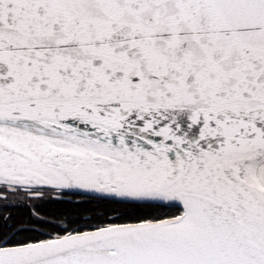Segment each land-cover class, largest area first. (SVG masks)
<instances>
[{
  "label": "snow or ice",
  "instance_id": "snow-or-ice-1",
  "mask_svg": "<svg viewBox=\"0 0 264 264\" xmlns=\"http://www.w3.org/2000/svg\"><path fill=\"white\" fill-rule=\"evenodd\" d=\"M0 264H264V0H0Z\"/></svg>",
  "mask_w": 264,
  "mask_h": 264
},
{
  "label": "trees",
  "instance_id": "trees-1",
  "mask_svg": "<svg viewBox=\"0 0 264 264\" xmlns=\"http://www.w3.org/2000/svg\"><path fill=\"white\" fill-rule=\"evenodd\" d=\"M85 207H89V206H85ZM19 211H21V212H22V209H20ZM81 223H83V221H81ZM73 226H75V225H73Z\"/></svg>",
  "mask_w": 264,
  "mask_h": 264
}]
</instances>
